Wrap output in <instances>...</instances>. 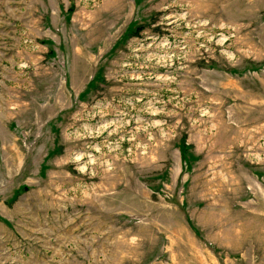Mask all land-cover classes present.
I'll return each mask as SVG.
<instances>
[{
	"label": "rangeland",
	"instance_id": "374dc122",
	"mask_svg": "<svg viewBox=\"0 0 264 264\" xmlns=\"http://www.w3.org/2000/svg\"><path fill=\"white\" fill-rule=\"evenodd\" d=\"M0 264H264V0H0Z\"/></svg>",
	"mask_w": 264,
	"mask_h": 264
}]
</instances>
